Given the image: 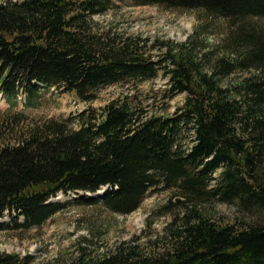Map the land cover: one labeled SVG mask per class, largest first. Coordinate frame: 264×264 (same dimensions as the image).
I'll use <instances>...</instances> for the list:
<instances>
[{
	"label": "trees",
	"instance_id": "trees-1",
	"mask_svg": "<svg viewBox=\"0 0 264 264\" xmlns=\"http://www.w3.org/2000/svg\"><path fill=\"white\" fill-rule=\"evenodd\" d=\"M130 1L200 9L231 30L209 47L191 36L150 44L162 51L152 58L141 51L146 40L90 30L89 18L114 0H0V93L8 107L18 89L26 105L38 85L90 101L101 87L158 71L168 96L183 94L168 115L134 108L126 94L72 119L32 121L0 111V217L7 215L12 230L37 227L63 207L49 200L56 193L101 186L100 197L75 201H99L124 215L157 187L175 189L180 211L160 235L101 254L77 243L74 255L56 264H264V31L249 22L264 19V0ZM234 73L239 78L227 81ZM212 202L237 216L212 219ZM32 259L0 251V264Z\"/></svg>",
	"mask_w": 264,
	"mask_h": 264
},
{
	"label": "rangeland",
	"instance_id": "rangeland-1",
	"mask_svg": "<svg viewBox=\"0 0 264 264\" xmlns=\"http://www.w3.org/2000/svg\"><path fill=\"white\" fill-rule=\"evenodd\" d=\"M101 14L89 18L90 30L99 36L111 35L120 38L130 36L146 40L147 53L152 58L161 56L162 51L149 45L159 46L161 41L183 42L190 36L196 42L214 46L230 31L226 20L208 16L200 9L165 8L157 5H135L130 0H114V4ZM252 27L264 31V19L252 18ZM141 44V43H140ZM240 73L230 75L226 80L235 81ZM30 102L26 105V92L18 89L8 107L0 93V111H20L28 120L40 121L72 119L81 110L95 111L113 98L127 95L134 108L147 113L168 115L183 99V94L168 96L166 77L158 71L155 76L140 80L131 78L120 84L101 87L90 101L78 100L72 92H62L53 86H36ZM73 128L76 124H71ZM181 134L183 144L187 135ZM191 137V135H190ZM101 189L88 193L87 197H100ZM79 193H56L49 200L63 204V207L37 227L27 230H12L7 215L0 217V251L16 253L19 256H33V264H56L74 255L77 243L88 245L93 254H101L122 241H138L140 244L152 240L162 233V228L177 213L176 200L180 195L175 189L157 187L147 193L138 207L128 214L108 211L99 201L81 204L75 201ZM209 217L221 223L231 222L237 216L233 207L212 202L207 205Z\"/></svg>",
	"mask_w": 264,
	"mask_h": 264
},
{
	"label": "water",
	"instance_id": "water-1",
	"mask_svg": "<svg viewBox=\"0 0 264 264\" xmlns=\"http://www.w3.org/2000/svg\"><path fill=\"white\" fill-rule=\"evenodd\" d=\"M176 200H180V198H176Z\"/></svg>",
	"mask_w": 264,
	"mask_h": 264
}]
</instances>
